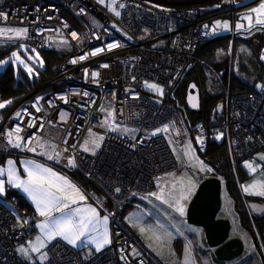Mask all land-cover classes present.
<instances>
[{
	"label": "built area",
	"instance_id": "obj_1",
	"mask_svg": "<svg viewBox=\"0 0 264 264\" xmlns=\"http://www.w3.org/2000/svg\"><path fill=\"white\" fill-rule=\"evenodd\" d=\"M260 1L115 0L120 15L113 18L98 0H0V25L27 29L19 41L39 52L56 45L67 51L52 78L0 123L11 145L6 152L67 149L87 196L109 220L106 248L88 253L55 239L40 264H159L121 223L130 202L147 203L146 197L158 195L156 180L168 174L181 184L190 171L184 156L197 157L217 134L226 140L233 167L264 154V77L256 91L227 97L214 121L192 130L173 99L176 85L195 64L196 50L209 39L206 24ZM110 44L119 46L109 50ZM148 83L162 93L147 91ZM103 114L110 117L106 130L99 122ZM17 137L19 148L13 146ZM39 220L30 211L18 223L0 201V264H28L15 249L32 238Z\"/></svg>",
	"mask_w": 264,
	"mask_h": 264
},
{
	"label": "rangeland",
	"instance_id": "obj_2",
	"mask_svg": "<svg viewBox=\"0 0 264 264\" xmlns=\"http://www.w3.org/2000/svg\"><path fill=\"white\" fill-rule=\"evenodd\" d=\"M262 2H264V0L243 9V11L240 13H238L239 11L235 12L233 15H231V17H215L206 24L209 29V38L213 39L220 36L231 37L233 34L247 35L243 36L246 37L245 42L249 43L253 49L252 50L250 47H247V45L241 43L242 41L237 36H235L237 37L235 41L233 38V43L232 41L220 43V45H218L216 48L215 55L212 56L211 60L214 64L218 61H221L223 62V66H219V69L216 70L213 69V64H204L202 65L201 72H199L200 82L201 85H203L202 90H204L207 94L211 95L220 92H226L223 99L226 101L227 97L247 90H232V92L228 94L230 86L228 82V76H230L231 70L233 71L235 77L241 81L248 84L255 83V73L253 70L254 63L252 62H254L256 58L254 51L255 49L259 48L260 45L257 44L258 40L256 35H248L253 32L256 27L260 26L256 23V20L264 19V15H259L258 13H254L252 11L253 9H258L260 3ZM114 3L115 0L97 2L99 6L106 7L107 12L113 18L117 17V15H115V12L111 10L108 5H112L114 7ZM249 15L253 17L251 26L248 20L243 19V17ZM232 16L235 17L232 18ZM218 22L221 25L227 23L229 28L225 30L223 27H217ZM238 24L243 25V27L237 28L236 26ZM16 31V27L0 25V48L3 49L4 45H15V48L9 52L4 61L0 63V70H2L4 66L10 64L12 68L15 69V73L18 69H20L30 79H32L33 77L38 76L39 71L44 66V61L39 51L35 50L31 45L19 41L18 37L15 35ZM54 49L67 52L63 46L56 45ZM259 50H261L260 53ZM259 50H256L260 56L259 60L264 61V59L261 58L264 57V42ZM13 53L18 54L24 63L21 64L19 61L15 60ZM29 57H31V59H29ZM25 65H27V68L32 69L31 73L27 71ZM262 74H264V65L262 68ZM223 76L226 78L222 79L221 77ZM246 79L248 81H246ZM149 84L152 83H148L147 85ZM147 85V91L156 95H160L162 93L163 89L160 86L156 85L161 90L160 92H157L154 89H150ZM0 103L5 104V107L9 104L7 102ZM3 108H0V110ZM221 109L222 103L220 102L216 106V110L220 111ZM4 117L5 116L0 117V123L3 122ZM99 122L100 127L106 130L110 124V117L107 114H103L99 118ZM115 130L117 133H119L117 128ZM47 133L51 136H59V134L52 129H48ZM221 140H224L226 143V140L221 136V134H217V141ZM3 141L4 135L3 131H1L0 147H3ZM226 147L228 149L227 143ZM49 151L51 152L52 156L58 157L59 159L65 160L66 162L71 159V155L67 150L58 149L54 145L51 149H49ZM56 153H59V156H56ZM261 156H264V154L260 153L255 156V160L258 164L255 163L254 165L262 168L264 167V160L260 159ZM184 160L183 164L185 166L187 164V169H190V171L182 175L181 184H179V182L173 181L172 174L158 178L156 180V187L159 194L161 193V190H163L162 198L157 199L156 196H148L146 197L147 203L133 200L123 213L121 223L141 242L143 248L147 250L153 256V258L161 264H184L185 260H189L191 264H263L261 259L262 257L255 247L252 236L240 225L238 215L234 210L233 201L226 191L223 180L200 159L199 154L197 157L193 156L191 158L184 156ZM248 163L249 162H244L243 165L241 164L242 168L246 169L247 173H249L251 170L249 167H247V165L250 164ZM205 176L218 177L222 181L220 192L221 208L217 215V219L222 214H225L227 217L226 220L230 223L229 238L238 239L243 245L242 254L231 261L221 262L214 259L208 250L210 248L206 243L203 231L194 225L188 224L185 219L187 205L191 200L198 184L203 180V178H205ZM189 182H191L192 185L190 195L188 194ZM181 186L183 188L182 192ZM184 195H188L187 200L181 199V197ZM0 201L3 203V195H0ZM177 201H179V204L184 207L183 215H181L176 210ZM17 220L19 223L20 219ZM141 228L144 229L143 233L140 231ZM157 237L160 239L157 240ZM34 244H37L36 241L33 242V245ZM46 248L47 247H42L39 251L32 250L33 253L25 248L28 254L23 260L28 264H40L46 261V258H43L46 254Z\"/></svg>",
	"mask_w": 264,
	"mask_h": 264
},
{
	"label": "trees",
	"instance_id": "obj_3",
	"mask_svg": "<svg viewBox=\"0 0 264 264\" xmlns=\"http://www.w3.org/2000/svg\"><path fill=\"white\" fill-rule=\"evenodd\" d=\"M233 38L234 41L237 39L234 35L233 37L220 36L218 38L213 39L209 38L203 46L199 47L196 50L194 66L185 73L181 81L175 87L173 99L175 103L179 105L182 109L185 121L191 130L201 124H209L210 122L214 121L216 119L217 114L221 112L216 110V106L220 102L223 106V99L226 92H220L211 95L207 94L204 90H202L203 85H201L200 82L199 72H201L202 65L204 64H213V69L218 70L219 66H221L223 62L218 61L214 64L211 60L212 56L215 55V50L218 45H220V43L225 41H232L233 43ZM14 48L15 45H4L3 49L0 48V63L4 61V59L8 56L9 52H11ZM40 54L44 61V66L39 71L38 76L33 77L32 79H30L20 69H18L15 73V69H13L10 64L4 66L2 70H0V102L11 101V103H9L6 107L0 110V117L5 116L6 113L21 99L25 98L33 91H35L38 87L49 81L55 74L57 65L63 59L66 52L62 50H51L41 51ZM228 77V82L230 85H228V94L231 93L232 90L240 91L242 89H247L244 92H253L257 90L256 83L248 84L241 81L240 79L235 77L232 70L230 71V76ZM221 78L225 79L226 77L223 76ZM190 82H194L201 93V106L198 112L188 111L185 106V93L187 86ZM199 157L217 174L218 177L223 180L226 191L233 201L234 210L239 217L240 225L252 236L253 241L255 243V247L258 253L261 255L264 264V219L259 220L253 218L246 210L245 203L249 201V199H247V197H245L240 192V184L243 180L241 178L242 176H240L238 169L241 164L237 165L236 167L232 166L229 151L226 147V143L224 140H208L205 151L203 153H199ZM252 163L258 164L256 161ZM69 175L73 178V180L79 182L80 185L85 187L83 179L79 176L76 171H70ZM7 196L9 198L15 199L17 201V206L21 208H26V203L17 193L8 191ZM28 212H30V210L24 211V214ZM137 241L141 245V242L138 239ZM149 255L153 257L150 253ZM157 263L159 262L157 261Z\"/></svg>",
	"mask_w": 264,
	"mask_h": 264
},
{
	"label": "crops",
	"instance_id": "obj_4",
	"mask_svg": "<svg viewBox=\"0 0 264 264\" xmlns=\"http://www.w3.org/2000/svg\"><path fill=\"white\" fill-rule=\"evenodd\" d=\"M241 11H243V10H240L238 13H240ZM235 16H232V18H234ZM227 17H231V16H227ZM259 25L260 26L256 27L255 30L248 35V36L256 35V38L258 40L257 44L260 45L259 48L255 49V51H254L255 52L254 55H256V58H255V61L252 62V63H254L253 64V70L255 73L254 77H255V79H257V80H255L256 87H257L258 83L260 82V80L264 77V74H262V68L264 65V61L259 60L260 56L256 52V50H259L261 45L264 42V25H261V24H259ZM233 35L237 36L242 41L241 43L247 45V47H250V48L252 47L249 43L245 42L246 37H243V36H247V35H241V34H239V35L233 34ZM233 35L231 37H233ZM260 51L261 50H259V53H260ZM246 81H248V80L246 79ZM10 147H11V145H8V143L5 140L3 141V147H0V170H2L4 173L3 175H0V181H3V186H4L3 193H0V195H3V204L6 207L8 206L10 209L8 207L7 208L13 214L16 213V214H14L16 219H21V217H23V215H24V211H26V210H30V211L36 213L40 217L39 222L34 226L32 232H31L32 238L29 241H27L26 243L16 247V249H15L16 254L21 259H24L25 257H27V254H28L26 252L25 248L30 250L31 253H33L31 247H33L34 245L38 246L37 237H40V240L45 244V247H47L51 241H53L55 239H59V240H62L63 242H65L66 244H68L74 248L84 249L88 253L97 252L95 250V244L92 243V241L94 239L102 237L105 232H107L108 237L110 239L109 220L107 219V223L106 224L104 223V218L106 216L102 213V211L99 209V207L87 196L86 188L83 187L82 185H80L79 182L73 180V178L69 175L70 171H75L73 166L69 165V163L66 162L65 160H62V159H59L58 157L52 156L51 152L49 151V149H51L52 146L51 147L50 146L45 147L41 153L39 152V153H35L34 155H29V156H24V155L19 156V155H14L12 153H7L6 150L10 149ZM49 156H52L53 158L49 159L48 158ZM9 161H11L12 163L9 164ZM241 164L243 165L244 162ZM250 164L252 167H251V170L249 171V173L246 172V169L242 168V165L238 169L240 176H242L241 178L243 180L240 184V192L245 197H247V199H249V201H264V195L258 194L260 192H264V167H262V168L258 167L256 165H254L255 163H250ZM35 165H40L41 167L50 168L57 175L64 177L71 184L75 185L76 188H78L79 191L85 197L84 201H82V202L78 201L76 204H71L70 207L67 209H64L63 212L53 211L50 214L51 217L53 218V220H63L65 218L78 219V217L73 216V212L76 209H81V208L91 207V208L96 209L97 213H99V219L96 222H94V224L92 226H90V229H91L90 232H88L84 237H82L81 241L77 242V246H73V245L69 244L67 241H65L59 237H57L51 241H48L46 233L43 232L38 227V225H40L41 223L47 222L51 226V221H48L46 217H42L39 215V213L36 211L35 203L33 202L32 198L28 195V193H26L23 190V187L18 188L15 186V182H12V183L9 182L11 179V177L8 174L9 170H11L14 173L15 177L18 180H27L28 179V173L25 169L30 168V169L35 170ZM252 169H254V171ZM245 187L249 188L248 192L244 191ZM8 191H12V192L17 193L26 203V208H21V207L17 206V201L15 199L9 198L7 196ZM12 210H14V211H12ZM218 219L226 220L227 217L225 216V214H222ZM34 241H36L37 244L33 245ZM108 245H105L102 249L106 248ZM21 248L24 249L23 253L20 251ZM46 259H47V257H46ZM36 264H38V263H36Z\"/></svg>",
	"mask_w": 264,
	"mask_h": 264
},
{
	"label": "snow or ice",
	"instance_id": "obj_5",
	"mask_svg": "<svg viewBox=\"0 0 264 264\" xmlns=\"http://www.w3.org/2000/svg\"><path fill=\"white\" fill-rule=\"evenodd\" d=\"M98 2H103V0H98ZM108 7L115 12V15L119 16L120 13L118 11H115V8L112 5H108ZM120 7H123L121 4ZM254 13H258L259 15H264V2L260 3L258 9L252 10ZM243 19H246L250 22L253 17L251 15L243 17ZM257 24L264 25V19H257ZM207 27V26H205ZM217 27H223L225 30L229 28V25L227 23L220 24L217 23ZM237 28L243 27V25H237ZM27 29L23 30H17L15 32V35L17 37L21 35H26ZM75 35V33H73ZM119 45L116 44H110L108 45L109 50L112 48L118 47ZM96 52H93L92 55H95ZM13 57L15 60L19 61L21 64L24 63L23 60L20 59L19 55L16 53H13ZM84 57H82L83 59ZM264 59V57H261ZM31 59V57H29ZM75 63V61H72ZM27 68V65H25ZM103 67H107V65H103ZM27 71L31 73L32 69L27 68ZM95 75V73H93ZM150 89H154L157 92H160L161 90L154 84L147 85ZM194 87V85H193ZM7 103H11V101H8ZM5 107V104L0 103V108ZM39 110V109H37ZM109 116H112V113H108ZM17 116H19V113H17ZM31 126V125H30ZM17 132L20 131L19 127L16 129ZM164 131H167V128L164 129ZM157 133H152V135H156ZM9 135V143H12L11 139V133ZM21 138L17 137V141L15 144H13L14 147H21V144L19 142ZM102 139V138H101ZM92 145L95 147H98L99 144L97 143L96 139H92L90 141ZM32 150V149H30ZM67 150V149H66ZM87 144L84 147V151H88ZM56 156H59V153H56ZM49 159H52V156L48 157ZM261 160H264V156L260 157ZM12 162L9 161V164ZM31 163V162H30ZM69 165L75 166V161L72 159L68 160ZM251 169V164L247 165ZM28 173V179L27 180H18L14 173L9 170V176L11 177L10 183L15 182V186L20 188L23 187V190L28 193V195L32 198L33 202L36 205V211L39 213L40 216L46 217L48 221H51V226L49 223H41L38 225V227L46 233L48 241H51L57 237L67 241L69 244L73 246H77V242L81 241V238L84 237L88 232H90V226L94 224L99 219V213H97L96 209L88 207V208H81L76 209L73 212V216L78 217V219H72V218H65L63 220H53L51 217V213L53 211L57 212H63L64 209H67L70 207L71 204H76L78 201H84L85 197L84 195L79 191L78 188H76L75 185L71 184L67 179H65L62 176L57 175L55 172H53L50 168L41 167L40 165H35V170L26 168L25 169ZM254 171V169H252ZM3 171L0 170V175H3ZM192 185L191 182H189V188H188V194H191ZM4 186L3 181H0V193H3ZM119 191V189H117ZM245 192L249 191L248 187L244 188ZM260 195H264V192L258 193ZM152 195H155L157 199H161L163 196V190H161V193L159 195L153 193ZM181 199L187 200L188 195H184L181 197ZM176 210L183 215L184 214V207L179 204V201L176 202ZM104 223H107V217L104 218ZM140 231L143 233L144 229L141 228ZM157 240L160 238L157 237ZM38 246L34 245L32 250L33 251H39L40 248L45 247V244L40 240V237H37ZM92 243L95 244V250L99 252L105 245L110 244V239L108 237L107 232L104 233V235L100 238L94 239ZM20 251L23 253L24 249L21 248ZM43 258H46V254ZM184 264H191L189 260H185Z\"/></svg>",
	"mask_w": 264,
	"mask_h": 264
},
{
	"label": "water",
	"instance_id": "obj_6",
	"mask_svg": "<svg viewBox=\"0 0 264 264\" xmlns=\"http://www.w3.org/2000/svg\"><path fill=\"white\" fill-rule=\"evenodd\" d=\"M200 97L199 88L194 82H190L185 93L186 109L198 112ZM221 185L222 181L218 177L204 178L187 205L185 219L188 224L203 231L208 247L214 249L215 259L224 262L239 257L243 252V245L238 239L229 238V221L217 219L221 208ZM246 207L253 218L264 219V201H247Z\"/></svg>",
	"mask_w": 264,
	"mask_h": 264
},
{
	"label": "flooded vegetation",
	"instance_id": "obj_7",
	"mask_svg": "<svg viewBox=\"0 0 264 264\" xmlns=\"http://www.w3.org/2000/svg\"><path fill=\"white\" fill-rule=\"evenodd\" d=\"M209 251H210V253H211V255H212V257L215 259V257H214V249H208Z\"/></svg>",
	"mask_w": 264,
	"mask_h": 264
}]
</instances>
